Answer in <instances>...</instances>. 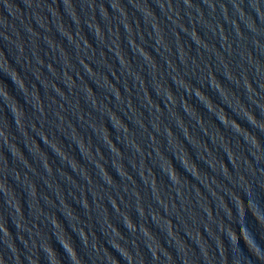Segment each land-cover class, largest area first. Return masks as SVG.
<instances>
[{
  "label": "water",
  "instance_id": "water-1",
  "mask_svg": "<svg viewBox=\"0 0 264 264\" xmlns=\"http://www.w3.org/2000/svg\"><path fill=\"white\" fill-rule=\"evenodd\" d=\"M0 264H264V0H0Z\"/></svg>",
  "mask_w": 264,
  "mask_h": 264
}]
</instances>
